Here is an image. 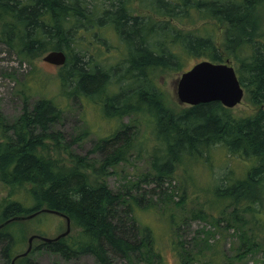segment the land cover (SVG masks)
I'll return each instance as SVG.
<instances>
[{
	"label": "trees",
	"instance_id": "obj_1",
	"mask_svg": "<svg viewBox=\"0 0 264 264\" xmlns=\"http://www.w3.org/2000/svg\"><path fill=\"white\" fill-rule=\"evenodd\" d=\"M262 1L0 0V42L19 59L64 51L66 61L59 74L62 83L69 84L67 95L91 101L97 97L106 118L133 113L153 128L156 142L150 164L155 179L172 175L185 158L203 162L212 146L247 164L239 173L226 165L215 178L212 193L219 203L212 207L215 214L203 209L192 213L219 227V238L209 243L213 232L201 229L205 238L193 239L192 247L177 241L176 235L173 246L179 264L203 258L209 264L232 263L247 254L264 253V43L257 27ZM202 20H211L223 30L221 45H216L212 29L200 32L204 24L189 30L177 26ZM105 29L119 40L113 49L122 50L115 63L105 57L104 50H111L103 36ZM206 54L212 61L234 60L250 110L233 114L219 101H208L175 111L165 103L155 71L179 70L186 55L200 57L199 61ZM115 67L123 68L120 74ZM25 106L12 123L0 114V182L8 187L0 199V223L42 208L55 210L69 218L72 228L77 227L76 235L40 241L33 248L64 259L92 254L99 264H109L112 256L124 264H162L161 254L152 248L154 232L137 224L131 214L140 198L114 192L105 181L109 167L124 160L132 147L129 125L117 123L114 131L96 139L91 151L101 152V158L94 165L86 154L67 151L86 132L67 141L54 128L61 109L52 99H38L29 111ZM120 139L123 142L116 143ZM241 213H249V218ZM166 215L168 227L177 234L178 215ZM15 221L0 228L1 254L7 264L12 248L22 241L8 229ZM230 228L238 244L226 257L220 241ZM18 231L23 233L22 228ZM206 249H210L207 254ZM27 255L18 258L20 264H41Z\"/></svg>",
	"mask_w": 264,
	"mask_h": 264
},
{
	"label": "rangeland",
	"instance_id": "obj_2",
	"mask_svg": "<svg viewBox=\"0 0 264 264\" xmlns=\"http://www.w3.org/2000/svg\"><path fill=\"white\" fill-rule=\"evenodd\" d=\"M257 9L260 16V22L257 26L260 29L258 38L264 43V1L259 3ZM201 24H204V29H200V32L207 33L208 29H212L216 45L219 43L221 45L224 32L211 20H202L191 26H177L182 30H189L197 28ZM104 31L103 36L107 40L106 44L108 49H111L109 51L104 50L105 57L109 61L114 60L113 63H115L122 55L121 49H113L115 48L113 45L119 43V40L117 41L116 36L112 35L108 29ZM202 57L211 60L207 54ZM198 58L200 57L186 55L183 60V68L179 70H157L154 73L158 89L165 97V103L175 111L186 107V104H180L176 99V80L181 72L187 70ZM228 60L232 66H235L236 63L231 57ZM61 69V66L43 61L42 55L33 60H21L12 48L0 42V114L4 120L12 123L20 117L24 105H26V110L29 111L38 99L44 97L52 99L61 109L60 119L54 125V128L61 131L67 141L81 135L84 131L86 132L85 136L79 139L77 143L69 146L67 151H72L78 155L86 154L88 160L94 165H97L101 158V152L91 151L96 139L98 137L103 138L114 131L117 123L129 125L130 130L127 131V134L131 136L132 147H130L124 160L112 168L109 167L105 181L114 192H130L133 196L140 198V204L134 206L131 214L137 224L148 225L154 232L155 242L152 248L153 251L161 254L162 264H179L173 246L174 243L183 240V242H188L193 247V239L205 238L201 229L213 232L208 240L209 243L219 238V227L215 228L207 221L199 217H193L192 213L203 209L215 214V208L212 207L219 204L212 193V189L216 184L215 178L225 172L226 165L232 168L235 173H239V171L245 170L247 164L241 159L229 156L219 147L212 146L207 161L196 162L194 159L185 158L182 165H178L172 175L162 177L160 180L155 179L150 164L152 160L151 147L156 142L153 128L144 124L142 120H136L137 116L133 113L123 114L122 117L117 119L106 118L101 107V100L97 97H95V101H91L87 100L89 98L80 100L79 97L67 95L66 90L69 84L62 83L59 74ZM114 69L116 74H120L123 68L115 67ZM251 108L243 96L241 102L230 108V110L233 114H240ZM122 142V139H120L116 143ZM137 144H140V146ZM139 147L142 148L139 150ZM49 151L55 154L53 147H49ZM183 188L185 194H183ZM7 189L8 187L0 182V199L7 194ZM181 196H184L183 203L178 206L176 203L181 202ZM167 213L178 215L179 234H174L173 229L168 227L166 222L168 219ZM241 215L246 219L249 218V213H241ZM128 223L131 225V221H128ZM65 227V219L58 213L43 212L29 219L16 220L15 223L8 226V229L15 230L16 234L12 233L13 237L15 236L14 238L17 241H22L21 244L19 243L20 245L18 244L19 246L12 248L8 257V264H11L14 255L25 250L29 236L54 238ZM20 228L23 229V233L18 231ZM76 231L77 227L73 226L72 228L70 226L69 234L75 236ZM223 232L225 234L220 241V250L224 252L226 257H230L235 252L238 237L232 228ZM176 235L180 237L177 241H175L177 239ZM40 241L38 238L32 239V250L27 256L41 264H99L92 254H82L79 257L64 259L46 249L33 248ZM209 251L210 249H206V254ZM263 254L260 251L252 255L247 254L242 260L232 263L221 262L219 264H264ZM18 258L15 259L14 264H20ZM0 264H7L1 254V244ZM109 264H124V261L118 256H112ZM191 264L209 263L207 258H203Z\"/></svg>",
	"mask_w": 264,
	"mask_h": 264
},
{
	"label": "water",
	"instance_id": "obj_3",
	"mask_svg": "<svg viewBox=\"0 0 264 264\" xmlns=\"http://www.w3.org/2000/svg\"><path fill=\"white\" fill-rule=\"evenodd\" d=\"M42 60L61 66L66 61V55L62 50H51L42 56ZM175 95L178 103L195 105L200 102L219 101L227 108H233L241 102L244 95V88L240 84L233 66L228 60L215 62L212 60L201 59L195 62L190 68L181 72L175 83ZM38 212L58 213L66 219V229L54 238L36 236L42 241H52L65 236L70 230L69 218L61 212L42 208L37 212L27 215H16L0 223V227L11 220H23L31 218ZM34 235L28 237V245L25 250L11 259L14 264L16 258L25 256L31 249V241Z\"/></svg>",
	"mask_w": 264,
	"mask_h": 264
},
{
	"label": "bare ground",
	"instance_id": "obj_4",
	"mask_svg": "<svg viewBox=\"0 0 264 264\" xmlns=\"http://www.w3.org/2000/svg\"><path fill=\"white\" fill-rule=\"evenodd\" d=\"M132 69V68H131ZM134 69V68H133Z\"/></svg>",
	"mask_w": 264,
	"mask_h": 264
},
{
	"label": "flooded vegetation",
	"instance_id": "obj_5",
	"mask_svg": "<svg viewBox=\"0 0 264 264\" xmlns=\"http://www.w3.org/2000/svg\"><path fill=\"white\" fill-rule=\"evenodd\" d=\"M40 240V239H39Z\"/></svg>",
	"mask_w": 264,
	"mask_h": 264
}]
</instances>
